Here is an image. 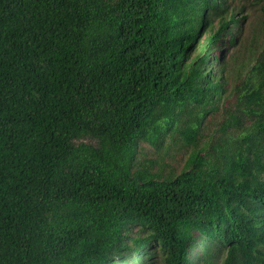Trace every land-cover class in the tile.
I'll return each instance as SVG.
<instances>
[{"label": "trees", "instance_id": "trees-1", "mask_svg": "<svg viewBox=\"0 0 264 264\" xmlns=\"http://www.w3.org/2000/svg\"><path fill=\"white\" fill-rule=\"evenodd\" d=\"M186 1L0 0V264H213V242L249 260L264 244L251 222L264 207V57L239 72L256 66L257 85L211 105L206 133L184 131L179 170L140 147L172 102L216 99L208 59L236 19L185 62Z\"/></svg>", "mask_w": 264, "mask_h": 264}, {"label": "rangeland", "instance_id": "rangeland-1", "mask_svg": "<svg viewBox=\"0 0 264 264\" xmlns=\"http://www.w3.org/2000/svg\"><path fill=\"white\" fill-rule=\"evenodd\" d=\"M166 4L169 6L168 2ZM183 10L184 19H181L178 26L187 28L197 36L195 42L184 52L185 62L200 51L205 39L221 20L230 15H234L236 20L228 28L226 38L219 42L208 59L207 75L215 74L213 87L217 89L216 99L210 101L206 94L200 93L195 95L194 101L176 100L170 104L172 109L168 110L166 115L144 123L147 140L141 143V150L152 157H161L165 153V160L175 170L180 169L190 152V144L184 138V131L188 130L195 136L206 133L213 118L220 116L217 109L211 110V105H225V100L234 102L241 91L254 87L263 77L258 75L256 66L243 73V79L240 78L239 72L245 63L254 65L259 58L257 54L264 57L263 53H259L264 44V0H187ZM200 15L203 17L201 23L197 20ZM231 41L234 45L230 46L228 44ZM197 62L199 63V60ZM220 77H223L224 81L221 86L215 82ZM225 77L232 79L227 86ZM239 79L242 82L239 83ZM154 109L157 112L163 111L164 103L154 105ZM261 115L259 112L257 122L262 119ZM152 137L154 141H148ZM263 208L261 205L259 209L255 207L251 222L264 231V217L261 216ZM141 229L136 225L131 226L129 233L135 235L141 233ZM200 248V244L196 245L190 257L193 258ZM207 257L213 264H224L227 260L229 264H264V244L259 243L254 248L249 260L234 243L216 241L210 246Z\"/></svg>", "mask_w": 264, "mask_h": 264}]
</instances>
